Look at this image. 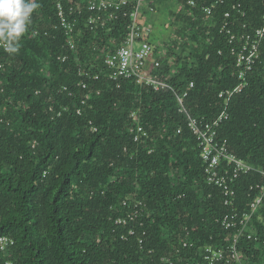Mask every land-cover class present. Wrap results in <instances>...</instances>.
Returning a JSON list of instances; mask_svg holds the SVG:
<instances>
[{
  "label": "trees",
  "instance_id": "1",
  "mask_svg": "<svg viewBox=\"0 0 264 264\" xmlns=\"http://www.w3.org/2000/svg\"><path fill=\"white\" fill-rule=\"evenodd\" d=\"M177 1L183 52L153 46L174 91L108 77L126 20L97 23L100 0H37L19 54L0 45V237L15 243L0 264H209L207 249L234 243L222 220L249 214L264 188V43L242 82L230 41L263 28L264 0ZM222 114L216 143L255 169L227 184L233 205L188 125ZM250 230L241 262L264 264V198Z\"/></svg>",
  "mask_w": 264,
  "mask_h": 264
},
{
  "label": "built area",
  "instance_id": "2",
  "mask_svg": "<svg viewBox=\"0 0 264 264\" xmlns=\"http://www.w3.org/2000/svg\"><path fill=\"white\" fill-rule=\"evenodd\" d=\"M119 1L118 4L117 0H100V2H91L89 7L91 11L98 13L99 16L96 22L101 23L102 26L115 20L116 15L119 13V18L121 17L122 21L126 20L124 21L125 23H121L125 24L126 30V37H124L122 41L124 46L118 48L113 54L106 57L105 64L107 66L108 77L114 82H119L120 80H136L137 84H144L148 87H152L157 92L165 89L174 91L172 86L165 81V76L162 74V63L155 60V48L148 40L151 36L153 27L144 21L145 16L142 15L145 1ZM130 6H132L131 9H129ZM188 6L191 9H196L197 2L189 0ZM122 8L126 10L122 11ZM149 8L150 13L155 11L154 7L151 6ZM202 9L209 17L213 15V7L204 6ZM102 15H106V17L102 18ZM225 17L228 21L232 20L230 14H227ZM227 27L228 24H225L223 30L228 32V35L231 36V32L226 30ZM69 29L70 27L67 30ZM230 43L234 45V47L231 48V53L237 56V66L241 69L239 79L243 82L245 81L246 75L253 70V67L261 59L260 53L262 52L261 46L264 43V26L257 30L254 38L251 35H243L241 40L236 42L235 36L233 35ZM98 79L99 77L96 76L95 81ZM243 87L244 84L242 83L234 92L230 93V97L233 93L239 92ZM220 97H223V93L220 94ZM178 101L180 103L183 102L179 96ZM223 119H227V116L224 114H222L220 120L216 121L213 126L208 125L202 127L198 125L195 119L189 118L188 125L191 132L197 136L201 147H203L201 157L207 165V173L210 175L209 181L214 182V184L220 188H224L225 196L231 199L226 202V205H233L235 202L234 194L230 191L227 184L234 183V180L239 178L242 173H249L255 171V169L249 164L238 160L236 156L230 152L226 141H222L221 144L216 143L217 133L213 132L215 130L214 127L219 126ZM138 131L139 133H143L141 127ZM179 133H181V130H179ZM139 140L140 136L135 138V141ZM223 164H227V166L223 167ZM261 174L264 175V170L261 171ZM263 198L264 188L262 196L256 199L251 205V212L249 214L244 215L242 219L237 215H228L224 217L222 220L223 226L228 230L237 228L239 233L236 235L234 243L227 246L225 251H221L217 248L207 249L208 253L211 252V255L206 257V260L210 261L209 264L222 261H226L229 264H244L241 262L238 244L246 234H249L247 237L248 240L253 239L250 233V227L255 215L262 205ZM137 216H139V212H135L130 218L133 220ZM14 245V241L10 238L0 237V260L9 255ZM184 246L187 248L189 245L185 243ZM190 246L192 247V244ZM5 264L13 263L8 260Z\"/></svg>",
  "mask_w": 264,
  "mask_h": 264
},
{
  "label": "rangeland",
  "instance_id": "3",
  "mask_svg": "<svg viewBox=\"0 0 264 264\" xmlns=\"http://www.w3.org/2000/svg\"><path fill=\"white\" fill-rule=\"evenodd\" d=\"M151 5L156 11L146 13L144 21L153 27L148 38L152 46L160 49L163 59L168 58L166 45H178V51L183 52L181 47L186 42L178 34L182 24L177 22V16L181 11L183 12V6L177 0H146L144 8H149ZM190 52H193V48L188 47L186 54Z\"/></svg>",
  "mask_w": 264,
  "mask_h": 264
},
{
  "label": "clouds",
  "instance_id": "4",
  "mask_svg": "<svg viewBox=\"0 0 264 264\" xmlns=\"http://www.w3.org/2000/svg\"><path fill=\"white\" fill-rule=\"evenodd\" d=\"M39 7L37 0H0V45L9 55L19 54Z\"/></svg>",
  "mask_w": 264,
  "mask_h": 264
}]
</instances>
